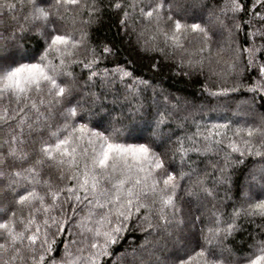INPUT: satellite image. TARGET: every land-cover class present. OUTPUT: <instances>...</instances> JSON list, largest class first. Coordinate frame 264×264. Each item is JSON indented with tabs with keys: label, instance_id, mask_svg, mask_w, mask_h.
Here are the masks:
<instances>
[{
	"label": "trees",
	"instance_id": "obj_1",
	"mask_svg": "<svg viewBox=\"0 0 264 264\" xmlns=\"http://www.w3.org/2000/svg\"><path fill=\"white\" fill-rule=\"evenodd\" d=\"M0 264H264V0H0Z\"/></svg>",
	"mask_w": 264,
	"mask_h": 264
}]
</instances>
